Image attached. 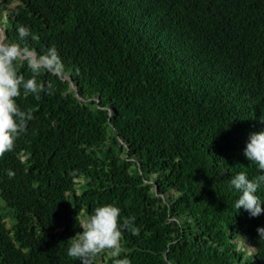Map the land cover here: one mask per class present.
I'll use <instances>...</instances> for the list:
<instances>
[{
  "label": "trees",
  "instance_id": "1",
  "mask_svg": "<svg viewBox=\"0 0 264 264\" xmlns=\"http://www.w3.org/2000/svg\"><path fill=\"white\" fill-rule=\"evenodd\" d=\"M0 26L55 46L74 87L41 72L53 94L17 99L33 118L0 158V264H80L79 216L104 204L135 217L131 264H264V211L229 182L264 174L243 155L264 131V0H0Z\"/></svg>",
  "mask_w": 264,
  "mask_h": 264
},
{
  "label": "clouds",
  "instance_id": "2",
  "mask_svg": "<svg viewBox=\"0 0 264 264\" xmlns=\"http://www.w3.org/2000/svg\"><path fill=\"white\" fill-rule=\"evenodd\" d=\"M17 33V41L9 42L0 26V158L14 150L17 139L26 131L28 121L33 118L31 110H21L17 99L21 94L25 97L31 94L37 100L40 99L41 93L53 94L54 86L51 82H39L41 72L50 73L57 78L66 75L65 66L55 46L48 48L44 54H39L28 46L30 36L37 39L29 28L20 26ZM21 66L30 70L29 78L26 79L18 71ZM70 87L74 90L72 84ZM243 155L264 173V131L249 135ZM7 175L12 178L15 173L8 171ZM229 182L239 193L234 205L237 210L243 209L251 217H257L264 211L261 208L264 202L256 195L264 185V174L249 179L248 174L241 171ZM79 228L81 231L70 239V247L67 250L69 257L78 259L80 264H95L96 258L100 261L102 254L110 253L115 258L113 264H131L127 256L122 259L118 257L124 251L121 244L124 231H130L133 236L140 233L139 227L135 226V217L121 219V209L118 206L104 204L81 219L79 216ZM257 233L259 237H264V228H258Z\"/></svg>",
  "mask_w": 264,
  "mask_h": 264
},
{
  "label": "rangeland",
  "instance_id": "3",
  "mask_svg": "<svg viewBox=\"0 0 264 264\" xmlns=\"http://www.w3.org/2000/svg\"><path fill=\"white\" fill-rule=\"evenodd\" d=\"M86 215V213H85V211H82L81 212V215H80V219L82 218V217H84ZM249 251H251V249H249ZM106 255H110V253H106ZM97 259V258H96ZM99 259H101V257H99ZM100 264H101V262H100Z\"/></svg>",
  "mask_w": 264,
  "mask_h": 264
},
{
  "label": "water",
  "instance_id": "4",
  "mask_svg": "<svg viewBox=\"0 0 264 264\" xmlns=\"http://www.w3.org/2000/svg\"><path fill=\"white\" fill-rule=\"evenodd\" d=\"M0 35H2V34H0ZM4 35V34H3ZM5 37V36H4ZM60 79H62V78H60ZM63 80H68L69 81V83L70 84H72V80L68 77V79H63ZM79 99H81V98H79ZM81 101H82V99H81ZM120 143H121V141H120Z\"/></svg>",
  "mask_w": 264,
  "mask_h": 264
}]
</instances>
